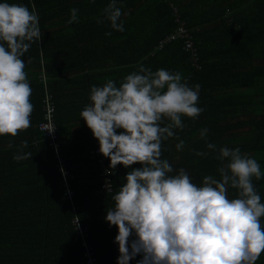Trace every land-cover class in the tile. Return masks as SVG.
Instances as JSON below:
<instances>
[{
	"label": "trees",
	"instance_id": "16d2710c",
	"mask_svg": "<svg viewBox=\"0 0 264 264\" xmlns=\"http://www.w3.org/2000/svg\"><path fill=\"white\" fill-rule=\"evenodd\" d=\"M2 2L35 11L42 39L22 57L32 88L31 127L15 138L0 137V264H117L118 229L105 217L126 174L140 165L110 170L80 113L90 103L92 86L108 80L119 86L140 66L179 71L189 87L200 85L198 107L204 111L196 120L182 117L178 139L162 143V159L174 174L184 168L198 185L205 176L219 178L215 156L221 147L239 148L264 173V0H117L123 32L106 20L97 23L111 0ZM72 8L79 10L78 22L68 24ZM177 18L192 38L196 63L181 39L160 48L177 29ZM49 101L59 153L42 128ZM205 128L208 135L201 139ZM25 140L32 159L15 162ZM180 140L184 147L178 150ZM201 151L208 155L195 154ZM253 183L264 203V175ZM236 194L229 189L230 198ZM256 264H264V253Z\"/></svg>",
	"mask_w": 264,
	"mask_h": 264
},
{
	"label": "clouds",
	"instance_id": "9594fccd",
	"mask_svg": "<svg viewBox=\"0 0 264 264\" xmlns=\"http://www.w3.org/2000/svg\"><path fill=\"white\" fill-rule=\"evenodd\" d=\"M78 12L70 10L68 24L78 22ZM101 16L98 24L106 20L111 29L124 31L117 0ZM41 39L35 11L0 3V137L15 138L31 127L32 88L22 57ZM182 80L179 71L140 66L119 86L112 80L92 86L90 103L80 113L99 153L110 160V170L140 165L126 174L105 217L118 229L117 264H129L138 255V264H256L264 253V203L253 183L264 173L257 160L239 148L217 152L215 144L206 142L207 149L217 152L219 178L208 175L198 185L184 168L174 174L162 159V143L185 127L182 117L196 120L204 111L198 107L200 85L189 87ZM207 135L208 129H202L201 139ZM8 146L13 147L11 140ZM27 147L26 140L20 143L15 162L32 159ZM183 147L180 140L176 148ZM229 189L236 190L235 198Z\"/></svg>",
	"mask_w": 264,
	"mask_h": 264
},
{
	"label": "built area",
	"instance_id": "2783aa9c",
	"mask_svg": "<svg viewBox=\"0 0 264 264\" xmlns=\"http://www.w3.org/2000/svg\"><path fill=\"white\" fill-rule=\"evenodd\" d=\"M177 22L179 23L177 29L167 37L165 41H162L160 43V48H163L166 43H170L174 40L181 39L184 41V49L187 53L190 54L192 61L195 63L198 61V56L196 54V49L193 44L192 38L186 29V26L184 25V22H182L179 18L177 19ZM54 113H55V108L54 105L49 101L48 104L46 105V122L42 124V128L46 133L52 138L53 141V148L59 153V145L56 142L57 139V134H56V127L54 123ZM96 154H100L99 150L96 151ZM69 195H71V191L68 189ZM91 255H88V258ZM90 262L94 263L93 259H89Z\"/></svg>",
	"mask_w": 264,
	"mask_h": 264
},
{
	"label": "rangeland",
	"instance_id": "374dc122",
	"mask_svg": "<svg viewBox=\"0 0 264 264\" xmlns=\"http://www.w3.org/2000/svg\"><path fill=\"white\" fill-rule=\"evenodd\" d=\"M184 25H185V23H184Z\"/></svg>",
	"mask_w": 264,
	"mask_h": 264
}]
</instances>
